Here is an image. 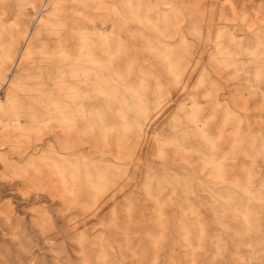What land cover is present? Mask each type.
<instances>
[{
  "label": "rangeland",
  "instance_id": "rangeland-1",
  "mask_svg": "<svg viewBox=\"0 0 264 264\" xmlns=\"http://www.w3.org/2000/svg\"><path fill=\"white\" fill-rule=\"evenodd\" d=\"M0 264H264V0H0Z\"/></svg>",
  "mask_w": 264,
  "mask_h": 264
},
{
  "label": "crops",
  "instance_id": "crops-1",
  "mask_svg": "<svg viewBox=\"0 0 264 264\" xmlns=\"http://www.w3.org/2000/svg\"><path fill=\"white\" fill-rule=\"evenodd\" d=\"M38 23L34 20L31 25L28 27V28H25L19 36H17L15 39L17 40V42H23L21 48H23L22 50H30L32 47V40L36 37H38L39 35V31H40V28H37L36 25ZM33 30L32 34H31V31ZM34 42V41H33ZM27 53V52H26ZM21 58H27L29 59L30 58V55L27 53L24 55V52L22 51V54H21Z\"/></svg>",
  "mask_w": 264,
  "mask_h": 264
}]
</instances>
